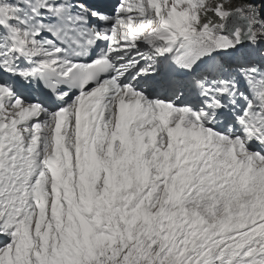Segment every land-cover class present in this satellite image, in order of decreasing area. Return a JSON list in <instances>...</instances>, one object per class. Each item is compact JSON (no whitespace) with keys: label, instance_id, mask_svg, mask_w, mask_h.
Instances as JSON below:
<instances>
[{"label":"snow or ice","instance_id":"1","mask_svg":"<svg viewBox=\"0 0 264 264\" xmlns=\"http://www.w3.org/2000/svg\"><path fill=\"white\" fill-rule=\"evenodd\" d=\"M0 264H264V0H0Z\"/></svg>","mask_w":264,"mask_h":264}]
</instances>
